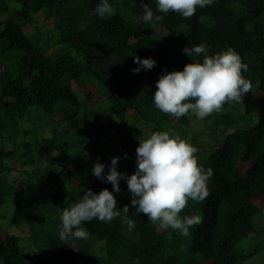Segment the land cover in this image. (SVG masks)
<instances>
[{"label": "trees", "instance_id": "obj_1", "mask_svg": "<svg viewBox=\"0 0 264 264\" xmlns=\"http://www.w3.org/2000/svg\"><path fill=\"white\" fill-rule=\"evenodd\" d=\"M98 2L0 0V264H264V0H213L189 19L158 12L156 0H109L113 12L101 18ZM144 3L163 16L154 28ZM198 45L199 56L183 51ZM229 47L252 85L240 102L202 120L155 107L161 75ZM134 57L156 64L139 77ZM109 128L121 134L116 144L102 142ZM157 131L187 140L213 170L197 202L201 223L188 235L153 224L135 213L122 179L113 195L118 208L129 205L134 229L94 219L83 224L87 239L61 241L64 208L85 190H113L94 164L106 177L119 157L117 171L132 175L138 138Z\"/></svg>", "mask_w": 264, "mask_h": 264}, {"label": "clouds", "instance_id": "obj_2", "mask_svg": "<svg viewBox=\"0 0 264 264\" xmlns=\"http://www.w3.org/2000/svg\"><path fill=\"white\" fill-rule=\"evenodd\" d=\"M157 11L163 14L174 12L183 18H191L197 7L203 8L213 0H156ZM95 14L101 18L111 16L113 8L109 0H99ZM144 23L151 27L163 20L162 15H155L152 8L143 4ZM183 51L190 57L205 52L203 45L185 47ZM139 65L132 71L152 69L156 62L151 59L134 57ZM248 66L242 62L234 49L228 48L213 56L205 55L203 62H192L184 66L183 71L166 72L156 82L153 96L157 109L176 119L189 113L198 119H205L218 113L227 102H240L251 90V82L242 73ZM195 101V102H192ZM136 148V171L128 176L117 171L119 157L111 159L109 171L104 176L105 165L96 162L93 175L112 184V191L107 188L99 193L85 190L81 199L63 209L60 216L62 226L59 232L61 241L70 239H87L88 231L83 227L86 222L97 219L111 223L122 218L128 231H132L135 222L128 218L129 205L118 208L113 192L119 193L120 181L126 180L131 194V206L135 213L143 214L153 224L161 228H172L183 235L189 229L201 223L199 216L181 217L180 213L187 207L189 199L203 202L209 195L207 182L213 175L211 168L199 165L195 153L197 149L179 135L170 131H157L149 138H138ZM139 258L134 264H138Z\"/></svg>", "mask_w": 264, "mask_h": 264}, {"label": "rangeland", "instance_id": "obj_3", "mask_svg": "<svg viewBox=\"0 0 264 264\" xmlns=\"http://www.w3.org/2000/svg\"><path fill=\"white\" fill-rule=\"evenodd\" d=\"M139 77L140 76H142L143 74L142 73H138L137 74ZM139 77H136L135 75H132L131 76V79L132 80H130V82L132 83V84H135V85H141V84H145L147 81H146V79H144V78H139ZM259 105V104H258ZM8 124L9 125H11V124H14V122H13V120H9V122H8ZM21 125H20V123H18L17 124V127H20ZM188 127H185V129H187ZM190 129V128H189ZM15 131H16V129H15ZM190 131V130H189ZM191 132V131H190ZM189 132V133H190ZM121 138V134L119 133V132H117L115 129H113V128H109V129H107V131H106V135H104V137H103V139H102V142H104V143H106V144H116L117 143V141H118V139H120ZM198 152L200 153V152H202V150H198ZM248 166H249V164H244L243 166H242V173H243V175H245V173H246V171H247V169H248ZM257 203H259V205L260 206H262V207H264V198H258L257 199V201H256ZM188 206H189V210L187 211V214L188 215H190V216H195V214L197 213V216H199L200 217V219H201V215H200V209H198V205H197V202H194V201H192L191 199H189V201H188ZM9 207V206H8ZM5 208L6 207H3V208H1L0 209V213H3V212H5ZM8 224V220H0V225L2 226V227H5V225H7Z\"/></svg>", "mask_w": 264, "mask_h": 264}]
</instances>
